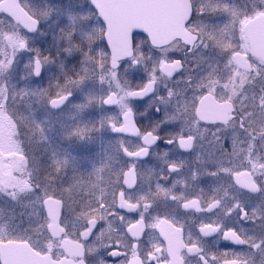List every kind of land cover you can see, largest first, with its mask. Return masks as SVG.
<instances>
[{"label":"snow or ice","instance_id":"snow-or-ice-1","mask_svg":"<svg viewBox=\"0 0 264 264\" xmlns=\"http://www.w3.org/2000/svg\"><path fill=\"white\" fill-rule=\"evenodd\" d=\"M0 264H264V0H0Z\"/></svg>","mask_w":264,"mask_h":264},{"label":"flooded vegetation","instance_id":"flooded-vegetation-1","mask_svg":"<svg viewBox=\"0 0 264 264\" xmlns=\"http://www.w3.org/2000/svg\"><path fill=\"white\" fill-rule=\"evenodd\" d=\"M110 135H115V134H110ZM132 139H134V138H132ZM226 247H228V248H237L239 246L231 245L227 241L220 240V241L216 242L215 248L213 250L214 251L215 250L224 251L226 249Z\"/></svg>","mask_w":264,"mask_h":264}]
</instances>
